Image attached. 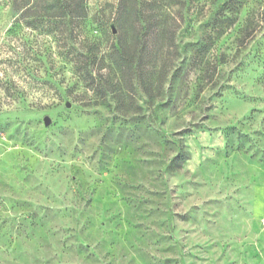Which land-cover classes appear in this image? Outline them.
<instances>
[{
  "label": "rangeland",
  "instance_id": "374dc122",
  "mask_svg": "<svg viewBox=\"0 0 264 264\" xmlns=\"http://www.w3.org/2000/svg\"><path fill=\"white\" fill-rule=\"evenodd\" d=\"M121 3L162 22L153 73L100 103L47 64L27 111L0 0V264H264V0H87L90 18ZM96 25L74 44L95 74L118 34Z\"/></svg>",
  "mask_w": 264,
  "mask_h": 264
},
{
  "label": "trees",
  "instance_id": "16d2710c",
  "mask_svg": "<svg viewBox=\"0 0 264 264\" xmlns=\"http://www.w3.org/2000/svg\"><path fill=\"white\" fill-rule=\"evenodd\" d=\"M8 1L16 16L14 26L7 30L9 33L16 30V110L34 111L35 102L29 99L28 91L36 85L47 84L41 74L47 64L53 69L59 61L70 63L78 78L97 95L100 103H107L110 95L121 97L129 93L135 76L153 73L144 62L151 53L147 50L149 33L152 31L156 40L164 39L166 33L160 20L154 17V25L149 22L145 11L121 3L116 15L103 21L90 18L87 0ZM93 23L97 24V28L104 29V35L108 25H111V32L114 27L118 31L116 43L111 44L107 54H103V57H108L109 68L106 72L100 69L97 74L89 67V61H85L86 52L74 45L84 42L83 25ZM151 27L155 28L151 30ZM26 34L27 38L32 37L30 41L23 38ZM87 51L88 58L96 55L94 51ZM48 70L46 68L44 73L47 74ZM163 71V67L158 70L159 73ZM48 75L52 77L50 73ZM113 78L115 83L101 82ZM5 90L9 91V83H6Z\"/></svg>",
  "mask_w": 264,
  "mask_h": 264
},
{
  "label": "water",
  "instance_id": "95a60500",
  "mask_svg": "<svg viewBox=\"0 0 264 264\" xmlns=\"http://www.w3.org/2000/svg\"><path fill=\"white\" fill-rule=\"evenodd\" d=\"M113 32H114V30H113ZM67 106H69V104H67ZM50 121H51V119H50V117L48 115H45L43 117V124H44V126H48L50 124Z\"/></svg>",
  "mask_w": 264,
  "mask_h": 264
}]
</instances>
